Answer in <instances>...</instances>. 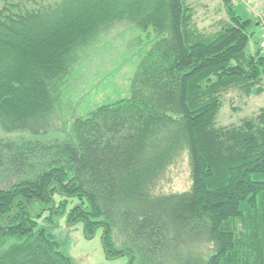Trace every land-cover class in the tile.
<instances>
[{"label":"trees","instance_id":"obj_1","mask_svg":"<svg viewBox=\"0 0 264 264\" xmlns=\"http://www.w3.org/2000/svg\"><path fill=\"white\" fill-rule=\"evenodd\" d=\"M222 3L208 31L187 0H0V264H73L61 219L108 260L264 264V110L217 126L223 96L264 94L262 24ZM119 24L143 35L128 94L54 126ZM183 152L189 189L153 195Z\"/></svg>","mask_w":264,"mask_h":264},{"label":"rangeland","instance_id":"obj_2","mask_svg":"<svg viewBox=\"0 0 264 264\" xmlns=\"http://www.w3.org/2000/svg\"><path fill=\"white\" fill-rule=\"evenodd\" d=\"M17 1V0H15ZM223 0H187L194 9V21L199 30H211L215 22L225 18ZM239 13L246 11L256 16L262 24L258 38L264 44V0H236ZM142 34L130 31L127 24L116 25L102 38L104 48L87 60L78 79L65 93L64 110L55 125L61 127L64 119L86 115L94 107L111 104L126 97L135 71L136 56H131L127 44ZM264 85V81H263ZM264 110V94L259 97L242 98L236 92L222 97V107L217 117L218 127L237 126L241 120L255 116ZM73 118V119H72ZM0 130V139L11 138ZM187 154L182 153L162 175L152 191L153 195L185 192L190 187ZM98 230L92 239H86L83 226L66 225L65 219L59 222L56 239L60 250L73 264H131L128 256L108 260L105 258ZM137 264V263H134Z\"/></svg>","mask_w":264,"mask_h":264},{"label":"crops","instance_id":"obj_3","mask_svg":"<svg viewBox=\"0 0 264 264\" xmlns=\"http://www.w3.org/2000/svg\"><path fill=\"white\" fill-rule=\"evenodd\" d=\"M262 48H264V44H261Z\"/></svg>","mask_w":264,"mask_h":264}]
</instances>
